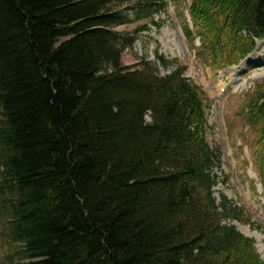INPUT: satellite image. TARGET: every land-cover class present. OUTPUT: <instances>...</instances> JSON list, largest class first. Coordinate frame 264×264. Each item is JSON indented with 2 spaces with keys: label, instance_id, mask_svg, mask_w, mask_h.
<instances>
[{
  "label": "trees",
  "instance_id": "obj_1",
  "mask_svg": "<svg viewBox=\"0 0 264 264\" xmlns=\"http://www.w3.org/2000/svg\"><path fill=\"white\" fill-rule=\"evenodd\" d=\"M165 1L0 0V222L21 263L264 264L215 197L202 90L159 54L122 66L136 37L116 29L158 27ZM189 14L185 36L216 69L264 40V0ZM244 113L264 189V87Z\"/></svg>",
  "mask_w": 264,
  "mask_h": 264
},
{
  "label": "rangeland",
  "instance_id": "obj_2",
  "mask_svg": "<svg viewBox=\"0 0 264 264\" xmlns=\"http://www.w3.org/2000/svg\"><path fill=\"white\" fill-rule=\"evenodd\" d=\"M191 4L192 0H166L164 11L155 19L158 27L147 20L116 29L122 35L136 37L133 48L123 54L122 66H137L144 60L158 64L156 56L159 54L186 68V78L205 95L210 127L208 141L214 150L220 151L222 158L217 169L219 182L215 197L219 202L223 198L228 200L229 214L237 220L230 219L227 223L244 236H252L249 238L256 241L257 253L264 261V189L251 154L255 135L246 124L244 113L247 103L264 87V64L254 61V57L261 54L257 50L259 45L264 42L258 43L255 53L240 68L216 69L198 53L200 40L185 36V20L191 21L188 11ZM190 25L194 31L192 21ZM233 57L228 56L227 61ZM159 71L161 76L169 73L160 65ZM147 121L151 122L150 117ZM17 249L18 245L11 243L0 222V264H23L15 254Z\"/></svg>",
  "mask_w": 264,
  "mask_h": 264
},
{
  "label": "bare ground",
  "instance_id": "obj_3",
  "mask_svg": "<svg viewBox=\"0 0 264 264\" xmlns=\"http://www.w3.org/2000/svg\"><path fill=\"white\" fill-rule=\"evenodd\" d=\"M261 54L259 55H256V57H254V61L258 62V63H263L264 64V54H262V52L264 51V43H262L261 45H259V49ZM245 70H246V65L244 66ZM236 69V68H235ZM231 71V70H230ZM232 76H235V75H232ZM249 236V235H247ZM249 237H252V236H249Z\"/></svg>",
  "mask_w": 264,
  "mask_h": 264
}]
</instances>
